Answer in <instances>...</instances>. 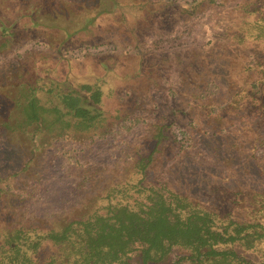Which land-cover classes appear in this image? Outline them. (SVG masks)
Wrapping results in <instances>:
<instances>
[{"label":"rangeland","instance_id":"obj_1","mask_svg":"<svg viewBox=\"0 0 264 264\" xmlns=\"http://www.w3.org/2000/svg\"><path fill=\"white\" fill-rule=\"evenodd\" d=\"M149 1L115 0L109 15L110 0H0V128L14 82L36 78L45 87L98 82L109 122L103 135L49 139L27 172L0 183L1 228L46 231L92 213L109 188L137 178L160 125L147 182L264 223V92L250 87L258 75L247 65L252 52L264 58V41L250 37L264 0ZM238 34L250 40L233 41ZM6 146L0 130V176L17 165V149ZM54 252L45 244L39 258ZM245 256L264 260V241Z\"/></svg>","mask_w":264,"mask_h":264},{"label":"trees","instance_id":"obj_2","mask_svg":"<svg viewBox=\"0 0 264 264\" xmlns=\"http://www.w3.org/2000/svg\"><path fill=\"white\" fill-rule=\"evenodd\" d=\"M110 1L109 15L116 12L115 0ZM199 1L202 0L184 4L195 7ZM206 1L208 5L220 3ZM92 19L85 25H91ZM210 21L216 28V20ZM204 29V35L211 39V30ZM251 29L253 40L264 41V16ZM221 31L224 30H215L216 34ZM244 39L250 40L238 34L233 41ZM255 57L253 52L248 54L247 65L258 75L249 85L264 92V58ZM14 83L16 92L8 98L0 130L6 138V148L17 149V165L0 176V183L27 172L49 139L97 131L103 135L109 131L98 82L63 87L51 81V86L45 87L36 78L33 83ZM39 91L49 97L46 102L41 101ZM159 127L152 135L154 148L136 161L137 178L109 188L105 203L92 213L46 231L0 227V264H264V260L254 262L245 256L264 241L263 222L236 221L229 213L218 214L163 181H146V170L164 138L165 126ZM184 135L175 133L178 142ZM9 161L12 164L13 158ZM6 194L0 189V200ZM45 244L55 252L41 259L39 254Z\"/></svg>","mask_w":264,"mask_h":264}]
</instances>
